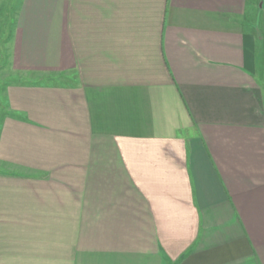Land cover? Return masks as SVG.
<instances>
[{
    "label": "crops",
    "instance_id": "1",
    "mask_svg": "<svg viewBox=\"0 0 264 264\" xmlns=\"http://www.w3.org/2000/svg\"><path fill=\"white\" fill-rule=\"evenodd\" d=\"M20 3L0 264H264V0Z\"/></svg>",
    "mask_w": 264,
    "mask_h": 264
},
{
    "label": "rangeland",
    "instance_id": "2",
    "mask_svg": "<svg viewBox=\"0 0 264 264\" xmlns=\"http://www.w3.org/2000/svg\"><path fill=\"white\" fill-rule=\"evenodd\" d=\"M20 4V0H0V72L6 63L7 41L13 29L16 11ZM10 19L12 21L11 24ZM4 84L5 82H3L0 76V106L5 101L3 91L6 86Z\"/></svg>",
    "mask_w": 264,
    "mask_h": 264
}]
</instances>
